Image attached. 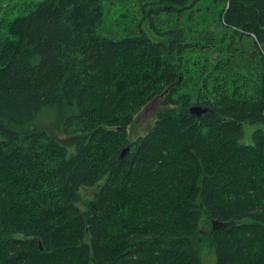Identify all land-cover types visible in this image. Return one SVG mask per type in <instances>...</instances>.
<instances>
[{"label":"trees","instance_id":"1","mask_svg":"<svg viewBox=\"0 0 264 264\" xmlns=\"http://www.w3.org/2000/svg\"><path fill=\"white\" fill-rule=\"evenodd\" d=\"M0 6V264H203L202 242L214 264H264V131L240 142L264 123V0ZM46 110L80 134L69 155L34 127Z\"/></svg>","mask_w":264,"mask_h":264},{"label":"rangeland","instance_id":"2","mask_svg":"<svg viewBox=\"0 0 264 264\" xmlns=\"http://www.w3.org/2000/svg\"><path fill=\"white\" fill-rule=\"evenodd\" d=\"M123 13H128L130 17H135L138 21L139 15L137 12V8L134 5H129L127 7L120 6L118 4L114 5L110 10V16L112 18H119V15ZM135 21V22H137ZM141 26L143 30L146 32V35L152 40H160L161 36H159L150 26V20L146 18L142 20ZM158 106L156 103H152L150 105L144 106L134 117L133 122L128 127V138L132 140L139 135L144 134L148 128L152 125L155 120V112ZM149 119V120H148ZM145 124V125H144ZM34 127H38L44 129L49 134L54 135L66 148L67 154L75 151V141L76 138L80 137V134H74L73 136L64 135L58 129V120L55 114L52 111L46 110L42 111L36 118ZM244 133L240 139V142L243 144H253V133L256 129H262L264 131V123L263 124H251L246 123L243 125ZM76 136V137H74ZM96 188L95 187H80V201L78 202V206L80 208H84V202L91 199ZM200 229L202 233H207L209 231V222L208 220L203 219L200 225ZM201 258L203 264H214L215 255L213 253V249L209 246V243L202 242L199 247Z\"/></svg>","mask_w":264,"mask_h":264},{"label":"water","instance_id":"3","mask_svg":"<svg viewBox=\"0 0 264 264\" xmlns=\"http://www.w3.org/2000/svg\"><path fill=\"white\" fill-rule=\"evenodd\" d=\"M189 111H190L192 114L196 115V116H200L202 113L205 112V109H204V108H200L199 106H191V107L189 108ZM127 150H128V147H125V148L121 151V153H120V157H123V156L125 155V153H126Z\"/></svg>","mask_w":264,"mask_h":264},{"label":"bare ground","instance_id":"4","mask_svg":"<svg viewBox=\"0 0 264 264\" xmlns=\"http://www.w3.org/2000/svg\"><path fill=\"white\" fill-rule=\"evenodd\" d=\"M25 1V0H24ZM31 1V0H30ZM39 2V1H38ZM14 3V2H13ZM1 7V6H0ZM13 9V8H12ZM17 9V8H16ZM6 11V10H5ZM23 11V10H22ZM15 12V11H14ZM16 13V12H15ZM15 13L12 15V16H14L15 15ZM9 15H10V13H9ZM22 16V15H21ZM9 19H11V18H9ZM1 31V30H0ZM4 36V35H3ZM4 38V37H3ZM149 120V119H148ZM145 125V124H144Z\"/></svg>","mask_w":264,"mask_h":264}]
</instances>
